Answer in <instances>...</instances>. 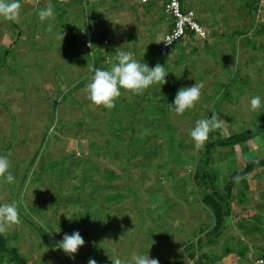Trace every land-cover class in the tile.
<instances>
[{
  "label": "rangeland",
  "instance_id": "374dc122",
  "mask_svg": "<svg viewBox=\"0 0 264 264\" xmlns=\"http://www.w3.org/2000/svg\"><path fill=\"white\" fill-rule=\"evenodd\" d=\"M149 1L156 3L153 9ZM246 1L251 14L264 10ZM49 3L54 14L41 20L38 13ZM160 3L164 0H19L15 22L0 17V155L8 157L15 177L14 184L0 178V204L15 200L20 209V222L4 233L0 264H88L89 259L112 264L117 255L129 264L134 255L147 252L159 264L175 259L256 264L259 256L254 260L250 250L257 247L260 253L264 247V167L252 168L249 183L234 184L232 192L242 185L245 195L230 199L220 234L209 239L214 217L201 202L203 184L191 180L194 160L187 154L196 150L185 144L193 142L191 129L208 117L213 104L223 121L216 131L220 136L264 125V109L248 108L251 96L264 99V33L256 36L258 44L242 36L256 24L246 14L237 22L245 27L222 29L226 38H182L191 43L189 55L180 53L188 86L199 82L202 88L195 107L177 116L170 111L172 101H158L163 87L169 94L177 71L171 54L156 50L169 21ZM218 4L224 8L217 0L202 15L222 20ZM92 10L90 42L87 12ZM173 45L184 48L180 41ZM118 51L137 59L143 55L149 67L164 65L166 82L137 95L121 89L111 109L97 106L88 98L89 65L110 68ZM112 122L120 127L113 133L121 135L119 140L113 141L105 126ZM254 141L257 149L242 154L235 147L236 168L264 155V138ZM176 146L183 147L180 162L172 156ZM73 231L84 244L69 256L57 246ZM191 243L197 246L188 257ZM241 243L247 260L232 253ZM227 244L233 248L222 253Z\"/></svg>",
  "mask_w": 264,
  "mask_h": 264
},
{
  "label": "clouds",
  "instance_id": "9594fccd",
  "mask_svg": "<svg viewBox=\"0 0 264 264\" xmlns=\"http://www.w3.org/2000/svg\"><path fill=\"white\" fill-rule=\"evenodd\" d=\"M19 8V0H0V17L15 22L19 14ZM38 14L41 20L52 17L54 14L52 4L49 3ZM62 36L63 33L61 34V40ZM164 42L171 44V40ZM142 57L137 59L130 51H118L110 68H97L89 65L92 75L86 87L90 101L97 106L111 109L114 106L115 99L121 95V89L137 95L153 86L160 88L166 82V76L169 71L165 69L164 65L159 63L149 67L146 62H142ZM201 88L202 83L199 82H196L192 86L180 87L172 102L168 103L170 111L180 116L186 110L193 109L196 102L200 99ZM248 108L253 112L264 109V99L260 95L251 96ZM222 127L223 121L215 112L211 114L210 118L206 117L197 120L190 131V137L195 149H202L209 140L210 133ZM9 169L10 161L8 157L0 155V178H3L9 184H14L15 177ZM19 222L20 217L15 200L10 203L0 204V235L6 233L9 226L18 224ZM83 244V237L78 231H73L70 235L64 234L57 247L64 253L72 256ZM111 261L112 264H124L118 255L113 257ZM88 264H96V261L89 259ZM129 264H159V261L155 258H150L147 252V254L134 255Z\"/></svg>",
  "mask_w": 264,
  "mask_h": 264
},
{
  "label": "trees",
  "instance_id": "16d2710c",
  "mask_svg": "<svg viewBox=\"0 0 264 264\" xmlns=\"http://www.w3.org/2000/svg\"><path fill=\"white\" fill-rule=\"evenodd\" d=\"M166 0H164L165 3ZM137 2L144 3L141 0H137ZM164 3H163V9H164ZM146 4V3H145ZM96 11H88L87 12V35L89 36L88 41H92L93 37V32H94V25H90V18H95ZM94 20V19H93ZM172 25V20L171 23ZM170 25V27H171ZM159 44V42H158ZM158 46V45H157ZM158 52L159 50L156 49ZM160 53V52H159ZM167 54V53H166ZM166 54H162L165 55ZM96 61V60H95ZM175 84V83H174ZM163 91H161V97H158L159 102H171L176 94L174 92L173 84H169V94L163 87ZM67 95V93L65 94ZM222 96V95H220ZM214 100H219V99H214ZM213 100V101H214ZM217 108V104H213L212 107L208 111V117L210 118L211 114L215 112ZM107 128V131L112 134L110 137L116 139H121V135L114 136V130L115 128L119 127L116 125V123L112 122L109 125H105ZM120 129V127H119ZM216 131L213 133H210V138L204 145V147L200 150L195 149V154L190 151V154H187L188 157H192L193 162V170L190 171L192 177L191 180L193 183L197 184H203V187L206 189L205 192H202L201 196V202L204 204V207L210 211V213L213 214L214 217V224L213 227L209 230V239L212 238L213 236H218L220 231L223 228V223H224V218L228 215L229 210H230V199L233 197V192L232 188L234 183L238 180L237 177H242L246 175L249 171H251L252 167L260 164L261 166H264V155L260 154L258 157H254L251 159H248V161L245 162V164L240 168L237 167V160H236V152H235V147L238 146V149L240 150V154L243 152H246L248 149H257L256 148H251L250 144L248 141H254V138L261 136L264 138V125L259 124L254 127H248L244 128L243 130H238L236 129L233 133L225 135V136H220L216 135ZM137 134H133L132 141L136 137ZM137 139V138H136ZM129 142L128 144L132 143ZM135 142V141H134ZM256 143V142H255ZM110 145V144H109ZM115 145V144H114ZM252 145V144H251ZM98 146H92L93 149H96ZM191 148L194 147V143H186L185 148ZM183 147H177L174 148V160L176 162H180L183 158L182 154H184L182 151ZM195 148V147H194ZM220 152H219V151ZM194 155V156H193ZM241 156V155H240ZM213 162V163H212ZM228 164V165H227ZM228 167L229 170H226L225 167ZM20 209L18 208V211ZM258 217V216H257ZM258 220V218H257ZM260 221V220H259ZM240 223H242L240 221ZM261 231V230H257ZM6 236L4 234L0 235V248H4L6 245L5 244ZM242 244V243H241ZM195 245V246H194ZM228 245V244H227ZM223 245L221 248L222 253H227L230 252L231 248L230 245ZM196 244H189L186 246L185 251L192 250L191 252L188 253V257H193L194 256V249L196 248ZM200 246V245H199ZM261 247V246H260ZM240 248L239 253L242 254L243 250L245 249V246L242 244ZM261 252L259 253V256L264 253V247H262ZM242 252V253H241ZM220 255V254H218ZM184 260L183 259H175L174 261L172 260H164L161 264H183Z\"/></svg>",
  "mask_w": 264,
  "mask_h": 264
},
{
  "label": "crops",
  "instance_id": "0c3cea01",
  "mask_svg": "<svg viewBox=\"0 0 264 264\" xmlns=\"http://www.w3.org/2000/svg\"><path fill=\"white\" fill-rule=\"evenodd\" d=\"M223 1L225 3L224 4V8H222V6L220 4H218V6H220L219 10H221L222 14H223L222 15L223 17L221 18L222 20H220V19H211L210 20V18L206 19L207 17L205 15H202V14H204L203 13L204 11L208 10V8L209 9L211 8L210 6H212L213 4L215 6L217 4V0L215 2H211V0H181V3H182L183 8H190V9L194 10L195 18L196 17L198 18L196 20L199 21L202 24V26L205 28L206 34H207V36L210 39L213 38V37H215V38L216 37H224V38H226V33H224V31H222V29H224L226 31L227 30L232 31L235 27L240 28V29H241V27H245L244 25L243 26H241V25L237 26V22L241 21V19L244 18V16L247 14L248 16H250L249 20H254L256 22V24H255V26H251V28L248 27V30L245 32V34L243 33L242 36H246V37L250 38L251 40H256V44H258L256 36L258 37V34H260L261 32L264 33V10L263 11L262 10H258V12H255L254 14H251L249 9H248V8H250V5L247 3L246 0H223ZM149 3L152 4L151 9H153V7L155 6L154 4H156V3H154L153 1H149ZM160 5H163V3H160ZM192 5H194L195 7H192ZM243 8H244V10H242ZM147 12H149V11L147 10ZM197 12H199V13H197ZM207 13H208V11H207ZM215 21L217 23H216V25H213L214 27H206L205 26V24L210 25L211 22L214 23ZM167 22L168 23H167L166 29H168L169 26L171 25L170 24L171 23L170 18H169V21H167ZM253 29H255V30H253ZM165 31H163V34H164ZM240 36L241 35H239V37H237L236 40L238 41L239 44L242 45L244 40H243V37L240 38ZM184 37L201 38V37H199L197 34H195L193 32H187L186 35L183 36L182 38H184ZM182 38L180 40H178V41H180V43L182 45H184V48L182 50L178 49L179 50L178 51L176 49V47H174V45H172L169 48L168 53H167V54H169V53L171 54L170 55L171 56V62L177 66V71H173L172 72V78H174L176 80L174 82L171 81L172 84L176 87L174 89V92H176L180 87H184L185 84H186V86L189 85V81L187 80L188 76L184 75L186 70L182 69L183 63L180 62V53H184V54L188 53L187 55H189L188 48L191 47V43L186 41L187 38L184 40L186 42H184V41L182 42ZM201 39H204V38H201ZM210 39H208L207 42L210 41ZM205 43H206V41H205ZM223 43L226 46L229 45L228 42L224 41ZM239 47H240V45H239ZM185 49H186V52H184ZM240 50H241V53H242L243 49H240ZM246 68L249 69L248 66ZM180 73H182L181 77H180ZM181 78H183L184 80H182ZM228 91H230V89ZM220 92L222 93V90L217 89V94L220 93ZM223 94H225V92H223L222 95ZM229 94H230V92H229ZM256 147H257V144L255 142H253V147L252 148H256ZM240 157H239V159H241ZM255 166H253V167H255ZM262 167H264V166H262ZM250 178H253V177H250V171H249L246 175L240 177L235 183H237V182L239 183V182H241V180H242L243 183H246V182L249 183V181L251 180ZM256 178H258V177H256ZM233 187H234V185H233ZM237 189L241 190L242 192L236 190V192H233V195H232L233 197L234 196L235 197H239V196L241 197L242 194L245 195L242 185L239 188H237ZM258 249H257V247H254L253 250H250L251 252L254 253V255H253L254 260H255L256 255L259 256V253L257 252ZM239 251L240 250L232 251V253L234 252L235 255H237L239 258L244 260L246 258V253H248V251L245 252L243 250L242 251L243 253L241 252L242 254H240ZM253 257L251 256V258H253ZM246 260H247V258H246Z\"/></svg>",
  "mask_w": 264,
  "mask_h": 264
},
{
  "label": "built area",
  "instance_id": "2783aa9c",
  "mask_svg": "<svg viewBox=\"0 0 264 264\" xmlns=\"http://www.w3.org/2000/svg\"><path fill=\"white\" fill-rule=\"evenodd\" d=\"M146 1V0H141ZM259 8L264 9V0H254ZM165 11L172 17V25L163 34L157 49L160 54H166L174 42L186 35L187 32H193L200 37L206 36V30L196 20L194 11L190 8H183L181 0H167L165 2ZM171 40V44L164 41ZM257 264H264V253L256 259Z\"/></svg>",
  "mask_w": 264,
  "mask_h": 264
},
{
  "label": "bare ground",
  "instance_id": "6f19581e",
  "mask_svg": "<svg viewBox=\"0 0 264 264\" xmlns=\"http://www.w3.org/2000/svg\"><path fill=\"white\" fill-rule=\"evenodd\" d=\"M166 1H167V0H166ZM166 1H165V2H166ZM143 2H145V1H143ZM164 6H165V3H164ZM164 12L168 15V18H170V20H172V17H171L166 11H165V7H164ZM169 28H170V26H169ZM169 28H168V29H169ZM168 29H167V30H168Z\"/></svg>",
  "mask_w": 264,
  "mask_h": 264
}]
</instances>
